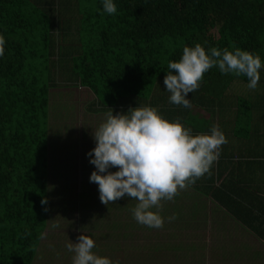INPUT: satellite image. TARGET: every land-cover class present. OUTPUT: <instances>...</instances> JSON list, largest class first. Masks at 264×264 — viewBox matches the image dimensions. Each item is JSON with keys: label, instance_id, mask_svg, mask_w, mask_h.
Returning a JSON list of instances; mask_svg holds the SVG:
<instances>
[{"label": "trees", "instance_id": "obj_1", "mask_svg": "<svg viewBox=\"0 0 264 264\" xmlns=\"http://www.w3.org/2000/svg\"><path fill=\"white\" fill-rule=\"evenodd\" d=\"M114 2L117 13L110 16L103 12L101 0H0V34L5 38L0 57V264H33L41 257L49 217L61 215L55 211L59 205L51 201L48 139L50 90L61 81L91 92L94 99L87 106L94 116L106 119L110 109L115 115L150 106L169 121L179 120L194 135L217 125L227 141L231 135L239 142L253 116L264 117V90L250 96L243 90V76L210 69L200 87L188 94L191 108L170 104L163 84L168 61H178L185 46L197 43L206 52L213 47L240 48L264 62V0ZM263 74L264 68L259 80L264 87ZM233 147L221 146L218 163L223 170L211 168L210 174L187 186L197 199L211 197L227 210L241 204L251 180L264 171V155L255 154L249 164L245 159L232 162ZM245 164L253 169L246 171ZM219 179L224 181L216 185ZM42 199L47 203L42 205ZM130 202L135 207L137 202ZM166 202L161 201L160 215L166 224L164 238L171 241L182 204L173 202L177 211L167 216ZM248 210L236 211L235 220H256ZM171 216L175 219L169 222ZM83 235L94 240L90 230ZM175 248L162 241L150 246L147 263L153 264L157 253L171 259ZM63 249L62 245L63 257L72 258L73 253L66 256ZM97 251L98 246L93 249Z\"/></svg>", "mask_w": 264, "mask_h": 264}, {"label": "clouds", "instance_id": "obj_2", "mask_svg": "<svg viewBox=\"0 0 264 264\" xmlns=\"http://www.w3.org/2000/svg\"><path fill=\"white\" fill-rule=\"evenodd\" d=\"M101 3L104 13H117L114 0ZM4 52L5 38L0 34V57ZM214 67L222 75L245 77L247 87L255 90L264 62L258 54L240 48L229 51L213 47L206 52L199 43L185 46L178 61H168L163 78L169 103L191 108L188 94L200 87L204 74ZM92 138L95 146L85 155L94 166L89 182L97 185L100 202L107 206L120 199H134L133 219L153 229L164 226L161 201L173 200L178 190L210 174L221 146L228 142L217 125L208 133L194 135L179 120L169 121L150 106L130 107L115 115L110 109ZM46 203L41 200L42 205ZM174 219L168 217L169 222ZM95 247V241L83 234L76 243L66 245L73 253L72 264H112L108 257L93 252Z\"/></svg>", "mask_w": 264, "mask_h": 264}, {"label": "rangeland", "instance_id": "obj_3", "mask_svg": "<svg viewBox=\"0 0 264 264\" xmlns=\"http://www.w3.org/2000/svg\"><path fill=\"white\" fill-rule=\"evenodd\" d=\"M242 84L243 90L250 96H254L259 90H264L260 81L255 90L249 89L247 83L242 82ZM235 93L240 94L241 91L236 90ZM93 99V95L88 90L66 85L62 81L56 88L50 90L51 131L48 136L50 192L51 201L59 205V209L55 207V211L61 215L49 217L47 229L44 231V247L40 250L41 257L35 258L33 264H72L71 257H63L61 246L63 245V250L68 256L66 245L77 241L78 236L85 234L87 230L91 231L95 245L99 247V251L95 253L108 257L112 263L114 261L119 264H149L147 258L150 246L160 244L162 241V243L169 242L170 246L176 245L173 256L170 259L157 253L158 255L151 259L153 264H184V261L186 264H204L197 263L195 258H190L194 254L192 250H184V229L187 236L195 223L191 216L188 219L189 226H186V217L201 206L200 200L190 188L178 190L174 199L164 204L169 207L168 210L164 209L167 216L177 211L171 207L172 205L182 204L178 208V212H182V217L173 222L177 232L176 238L171 241L164 238L167 234L164 233L163 227L160 229L139 227L132 217L131 209L134 207L129 198L105 206L99 200L97 187H92V193H97L91 201L89 197L91 187L87 186V183L94 166L89 163L85 154L95 146L92 132L105 120L102 115L94 116L88 111L90 107L87 105ZM115 170L111 169V171ZM191 195L193 196L191 202L185 200ZM194 200L197 201L196 204L192 203ZM60 206L64 207V211ZM166 238L170 237L166 236ZM184 258L188 259L184 260Z\"/></svg>", "mask_w": 264, "mask_h": 264}, {"label": "crops", "instance_id": "obj_4", "mask_svg": "<svg viewBox=\"0 0 264 264\" xmlns=\"http://www.w3.org/2000/svg\"><path fill=\"white\" fill-rule=\"evenodd\" d=\"M197 110L200 114L206 115L201 109L197 108ZM193 112H196V109H193ZM207 117L208 114L204 118ZM260 120L263 122L259 123ZM242 131L244 138L237 142L236 138L233 139L230 135L225 145L234 146L232 162L245 159L249 164V160L255 154L261 157L264 155V117L261 118L256 114L247 126V130L245 127ZM224 161L223 163L229 164V169H231L230 162ZM220 163L217 160L211 168L223 170ZM243 167L246 171L253 169L246 164ZM255 176L243 200L238 202L234 198L241 204L230 205L229 210L219 205L216 200H212L211 197L201 198L200 209L191 214L195 223L191 226L187 236H185L186 230L184 229V250H192L194 253L190 258H195L197 263L204 264H264V210H260L264 205V171ZM222 181L224 179H219L215 184ZM87 186L91 187L89 197L92 201L97 193H92V187H97V185L88 182ZM248 209L251 210V215L255 216L256 220L251 221L250 224L235 220L236 211L247 213ZM186 226H189L188 220Z\"/></svg>", "mask_w": 264, "mask_h": 264}]
</instances>
